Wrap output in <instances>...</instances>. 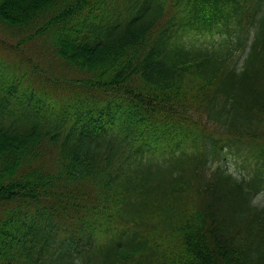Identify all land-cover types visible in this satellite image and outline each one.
Wrapping results in <instances>:
<instances>
[{
	"label": "trees",
	"instance_id": "1",
	"mask_svg": "<svg viewBox=\"0 0 264 264\" xmlns=\"http://www.w3.org/2000/svg\"><path fill=\"white\" fill-rule=\"evenodd\" d=\"M262 193L264 0H0V264H264Z\"/></svg>",
	"mask_w": 264,
	"mask_h": 264
},
{
	"label": "rangeland",
	"instance_id": "2",
	"mask_svg": "<svg viewBox=\"0 0 264 264\" xmlns=\"http://www.w3.org/2000/svg\"><path fill=\"white\" fill-rule=\"evenodd\" d=\"M233 163V162H232ZM233 169L234 172H237L240 168L235 164L233 163L232 166H231ZM255 202L259 205V206H264V193L263 194H260L258 197H256L255 199Z\"/></svg>",
	"mask_w": 264,
	"mask_h": 264
}]
</instances>
